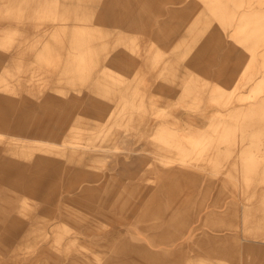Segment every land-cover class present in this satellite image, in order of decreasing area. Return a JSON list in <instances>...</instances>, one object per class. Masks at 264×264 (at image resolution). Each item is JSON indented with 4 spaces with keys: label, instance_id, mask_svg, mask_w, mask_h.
I'll return each instance as SVG.
<instances>
[{
    "label": "rangeland",
    "instance_id": "374dc122",
    "mask_svg": "<svg viewBox=\"0 0 264 264\" xmlns=\"http://www.w3.org/2000/svg\"><path fill=\"white\" fill-rule=\"evenodd\" d=\"M0 264H264V0H0Z\"/></svg>",
    "mask_w": 264,
    "mask_h": 264
},
{
    "label": "bare ground",
    "instance_id": "6f19581e",
    "mask_svg": "<svg viewBox=\"0 0 264 264\" xmlns=\"http://www.w3.org/2000/svg\"><path fill=\"white\" fill-rule=\"evenodd\" d=\"M115 138V137H114Z\"/></svg>",
    "mask_w": 264,
    "mask_h": 264
}]
</instances>
